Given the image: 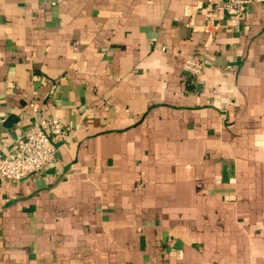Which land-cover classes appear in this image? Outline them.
<instances>
[{
    "label": "crops",
    "instance_id": "1",
    "mask_svg": "<svg viewBox=\"0 0 264 264\" xmlns=\"http://www.w3.org/2000/svg\"><path fill=\"white\" fill-rule=\"evenodd\" d=\"M247 1L0 0V155L33 119L66 128L54 163L0 181V264H264V0Z\"/></svg>",
    "mask_w": 264,
    "mask_h": 264
},
{
    "label": "built area",
    "instance_id": "2",
    "mask_svg": "<svg viewBox=\"0 0 264 264\" xmlns=\"http://www.w3.org/2000/svg\"><path fill=\"white\" fill-rule=\"evenodd\" d=\"M219 13L241 16L247 8V0H217L210 3ZM204 63L196 55L183 58V70L194 78L202 74ZM34 110L37 104L31 103ZM63 121L56 116H47L40 120H31L29 126L15 140V152L12 155H0V181L16 182L43 170L54 163L57 155L56 141L65 134Z\"/></svg>",
    "mask_w": 264,
    "mask_h": 264
}]
</instances>
